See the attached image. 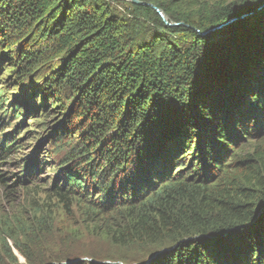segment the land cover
<instances>
[{
	"label": "trees",
	"instance_id": "obj_1",
	"mask_svg": "<svg viewBox=\"0 0 264 264\" xmlns=\"http://www.w3.org/2000/svg\"><path fill=\"white\" fill-rule=\"evenodd\" d=\"M114 1L0 0L8 86L53 100L68 110L65 124L79 123L76 136L54 134L51 191L117 248L168 249L154 264H264V0H122L156 26L117 18ZM7 92L2 185L3 168H18L10 160L26 124L8 130L21 114H4ZM31 161L13 185H33L50 165ZM24 209H0V264H17L14 251L62 261V251L40 247L55 230L51 210Z\"/></svg>",
	"mask_w": 264,
	"mask_h": 264
},
{
	"label": "rangeland",
	"instance_id": "obj_2",
	"mask_svg": "<svg viewBox=\"0 0 264 264\" xmlns=\"http://www.w3.org/2000/svg\"><path fill=\"white\" fill-rule=\"evenodd\" d=\"M112 7L117 18L125 20V22L140 17L152 26H156L152 24L148 16L137 13L131 5L124 3L122 0L112 2ZM5 53H7L6 47L0 50V61H4V69L0 70V90H8L6 96L9 100L8 108L3 112L7 116L16 108L21 117L12 121L11 126L4 125L1 130H7L9 127L8 130L12 131L13 127L22 125L24 120L26 124L18 136L20 141L18 154L10 160V163H17L18 168L9 165L1 171V174H5L6 177V183L3 185L0 183L1 211L7 214H17V209L19 211L21 208H25L24 210L30 211L29 208L31 207H34L35 210H45V207L51 210L56 218L55 230L53 236L45 238L40 243L42 245L39 244V246L44 248L46 253H49L48 255H54L57 251H62L59 257L63 260L57 262L53 257L45 256L47 262L45 264H154V259L162 251L168 249H161L158 252V249L152 246L146 248H117L104 231L107 230L106 228H103L104 230L96 229L93 222L89 220L86 223L84 222V217L81 215V213L84 214V211L81 210L83 208L71 207V203L68 202L63 203L57 194L53 192L54 190L51 191L57 175L54 170L56 168L50 163L52 160L57 164V157L54 156L52 148L54 134L67 131L66 135L71 132L76 136L75 133L79 130V123L76 124L70 120L69 125L65 124L64 115L68 113V110L62 113L60 105L53 108V100L49 99L47 106H45L40 94L33 95L22 89L14 90L15 87L8 86L9 71L14 64L6 58L2 60V55L4 57ZM34 79L31 82L32 85L29 86L36 90L45 79V74L38 73L34 76ZM38 98L40 99L38 100ZM76 105V110H78L79 106ZM43 122L46 124L43 125ZM252 142L254 141L248 140L243 143V146H246V151H250L248 149H250ZM43 157L47 158L50 165H47L40 173L35 172L34 176L36 178L32 180H36V182L33 185L25 186L23 183H19L18 186L13 185L21 178L22 173L20 171L27 165V158L41 160ZM24 158L25 161L18 163ZM8 194L11 195L8 196ZM30 205L31 207H29ZM69 208L72 210L71 212ZM61 244H65L64 247H61ZM14 252L18 259L17 264H40L38 260L33 259L29 262L23 255L17 251Z\"/></svg>",
	"mask_w": 264,
	"mask_h": 264
},
{
	"label": "water",
	"instance_id": "obj_3",
	"mask_svg": "<svg viewBox=\"0 0 264 264\" xmlns=\"http://www.w3.org/2000/svg\"><path fill=\"white\" fill-rule=\"evenodd\" d=\"M126 1L131 2L132 4H135V5H149V4L144 3V2H141V1H139V0H126ZM150 6L153 7V8L158 12L159 16L163 19V21L165 22V24H166L167 26H170V27L178 26V24H172V23H170L169 20H168V18H167V16H166V15H165L160 9L154 7L153 5H150ZM263 7H264V3L258 8V11L261 10ZM248 16H249V15H244V16L241 17V19H245V18H247ZM236 20H237L236 18L231 19V20H229L228 22H226V23L220 25L219 27H216V28L211 29L210 32L218 31V30H220V29H222V28L228 26L229 24L235 22ZM207 33H209V32H205V33H203V35H205V34H207ZM263 212H264V210L261 211L259 214H261V213H263ZM259 216H260V215H259Z\"/></svg>",
	"mask_w": 264,
	"mask_h": 264
},
{
	"label": "clouds",
	"instance_id": "obj_4",
	"mask_svg": "<svg viewBox=\"0 0 264 264\" xmlns=\"http://www.w3.org/2000/svg\"><path fill=\"white\" fill-rule=\"evenodd\" d=\"M26 160H27L28 163L31 161L30 158H27ZM28 160H30V161H28ZM23 161H25V159Z\"/></svg>",
	"mask_w": 264,
	"mask_h": 264
}]
</instances>
